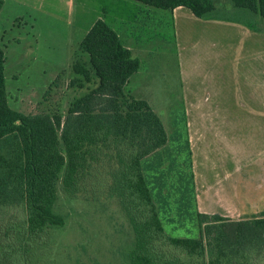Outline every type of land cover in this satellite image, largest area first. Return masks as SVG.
I'll list each match as a JSON object with an SVG mask.
<instances>
[{"label": "rangeland", "instance_id": "374dc122", "mask_svg": "<svg viewBox=\"0 0 264 264\" xmlns=\"http://www.w3.org/2000/svg\"><path fill=\"white\" fill-rule=\"evenodd\" d=\"M2 1L0 40L5 57L4 79L10 108L30 114L35 113L41 102L47 107L43 96L55 91L52 83L59 76L65 83L57 86L60 96L53 95L50 101L52 105H58L60 112H64L69 103L84 92L65 88L66 82L73 77L70 67L74 52L83 39V25L78 30L72 29L75 18L70 10L74 8L75 0ZM78 2L87 10L83 19L85 24L105 17V22L120 34L124 43L130 45L132 55L139 59L141 65L130 78L125 91L150 105L178 148L179 152L175 154L185 175L183 187L187 186L186 191L190 195L185 199L183 210L177 209L174 200L176 178L172 170L175 164L172 167L170 164L172 147L162 152L160 167L154 166L158 156L143 163L165 233L175 238L199 237L193 203H198L196 207L201 213L220 215L233 221L259 217L264 212V160L248 162L247 155L252 150L247 148L250 143L251 146L254 144L253 138L261 140V137H254L248 131L242 132L241 125L240 135L227 140L225 145L228 147L222 145L219 150L213 147L204 155H200L198 146L195 149L197 172L200 167L213 172L212 190L202 192L200 196L197 188L195 202V194H192L194 182L189 179L192 171L182 87H200L210 91L214 86L224 85L227 80L221 77L224 75L222 70L233 68L241 71L240 67L230 65V59H235L232 55L237 54L239 40L242 39L237 28L263 37L264 22L260 23L259 18L251 20L242 13H233L229 6L223 8L221 2H218L213 19L200 21L194 19L190 11H187L189 15L179 11L173 16L169 11L131 0H121V3L118 0ZM102 7L108 9L106 16H103ZM137 8H146L149 13L142 14ZM244 23L251 24L252 28ZM242 49L241 55H248L245 60L254 73H238L232 79L233 84L263 83V40L255 48L246 44ZM180 63L189 69L185 73L186 77L189 75L185 83ZM56 101H60V105ZM242 112L237 116L248 118L247 110ZM262 120L258 118L255 123L260 124ZM232 151L241 152L238 159L230 155L240 161L241 167L237 171H233L235 166L228 156ZM96 181L90 183L87 193L75 197L68 196L58 187L56 211L66 216V223L61 229L48 231L44 242L39 241V245L34 243L31 264H129L127 254L133 239L126 216L117 200L104 198L111 188H101L100 180ZM162 183L163 188L158 192V184L161 186ZM178 184L182 186L181 182ZM260 262L264 264L263 260Z\"/></svg>", "mask_w": 264, "mask_h": 264}, {"label": "trees", "instance_id": "16d2710c", "mask_svg": "<svg viewBox=\"0 0 264 264\" xmlns=\"http://www.w3.org/2000/svg\"><path fill=\"white\" fill-rule=\"evenodd\" d=\"M131 1L169 12L185 8L205 20L213 19L221 2L233 13L264 22V0ZM2 6L0 0V10ZM1 47L0 40V264H31L34 243L44 242L48 231L66 223V216L56 211L58 187L75 197L87 193L97 179L101 188H111L104 198L117 200L126 216L133 239L129 264L264 261V212L233 221L199 213L193 203L199 237L165 233L143 163L158 156L154 166L160 167L162 152L172 147L174 200L183 210L190 195L183 187L185 175L175 154L179 151L150 105L125 91L141 64L108 23L96 19L76 47L70 67L73 77L65 88L84 92L64 112L50 101L53 95L60 96L57 86L65 83L59 76L52 83L55 91L43 96L47 107L41 102L30 114L10 108ZM189 179L192 183V174ZM157 188L160 192L163 183Z\"/></svg>", "mask_w": 264, "mask_h": 264}, {"label": "crops", "instance_id": "0c3cea01", "mask_svg": "<svg viewBox=\"0 0 264 264\" xmlns=\"http://www.w3.org/2000/svg\"><path fill=\"white\" fill-rule=\"evenodd\" d=\"M78 1L75 0L74 8L70 10L75 18V22L74 25L72 26V29L76 28V30H78L79 28H81V25H83L82 36L84 37V35L87 33V31L90 29V27L92 26V24L96 19H93L94 21H91L89 24H85L83 22V19L86 17L87 10ZM118 1H120L121 3V0ZM101 9L103 16H106L105 14L106 12L108 14V9L106 7H102ZM137 9L139 10V12H142V14H145L146 12L149 13L146 8H137ZM179 11L185 14H187V11L189 12V10H186L185 8H177L170 13L173 16H175L179 13ZM112 13H114V11ZM185 14L183 15L186 16ZM192 17L198 21L201 20L195 18L193 15ZM99 18L100 17H98L97 19ZM102 18L104 21H106L105 17ZM210 23H214V22H210ZM120 24L123 23L120 22ZM146 24L147 23H145V25ZM237 29H239L242 39L239 40L240 47L238 48L237 54L232 55L235 59H230L232 62L230 63V65L235 66L237 68L240 67L241 71H238V69L237 71H235L233 68L222 70L224 75L222 74L221 77L227 81L225 82L224 85L212 87L210 91L203 90L200 87L199 89H197L196 87H190L188 89L182 87L183 101L185 107L184 109L185 118H186L185 119L186 135L188 138L187 143H188L190 159H191V171H192L191 174L194 182V192H195L194 194H195L196 203L198 197L197 188L200 190V194H199L200 196H202L201 195L202 192L207 193L209 190H212L213 188L211 181L213 172L209 169H206L205 167L203 168L200 167V170L197 172V168H195L194 152H196L195 149L197 150V146L198 149L200 150V155L207 154L206 152H208L213 147L219 150L220 146L222 145L226 146L225 144L226 142H228L227 140H229L231 136H235L238 134L240 135V125H241L242 132L248 131L254 137L255 136L261 137V140L253 138L254 144L252 143L253 144L252 146L251 143L248 145L247 149H250L252 151L248 152L247 161L249 162V160H251L252 162H254V159L264 160V137L261 136L264 135V81L263 83H259V84L252 83L251 85L250 84L235 85L233 84V80H232L236 75L238 76V73L239 74L254 73V71H252L250 66L247 64V60H245L248 57V55L246 54L241 55V52L243 50L242 48L246 44L255 48V46L259 45L262 40L264 42V36L262 37L258 33L248 32L240 27H238ZM117 34L121 38L118 32ZM121 41L124 47L129 49L132 53V48L130 47V45L128 43H124L122 38ZM180 70L183 76L185 77L184 78V83H185L186 78L188 79L189 76L188 75L186 77L185 73L189 72V69L185 68V66L182 65V63H180ZM240 104H242L241 107H239ZM242 110H247V112L245 113L248 115V118H240L237 116V114L243 113ZM258 118H263L260 124L255 123L258 120ZM232 152H233L232 154H228L229 157L236 156L237 159L240 158L239 156L241 155L240 151L239 152L232 151ZM231 158L232 159L230 160V162L235 166V170L233 171H237L241 167L240 161H237V159L235 160L234 157ZM229 172L227 174H229ZM199 180H200V184H197ZM196 205L198 206V203ZM198 212L201 213L199 209Z\"/></svg>", "mask_w": 264, "mask_h": 264}]
</instances>
